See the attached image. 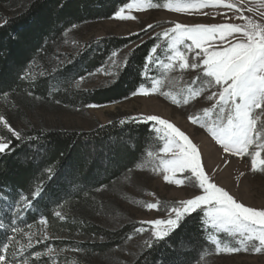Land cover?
I'll list each match as a JSON object with an SVG mask.
<instances>
[{"label":"trees","instance_id":"16d2710c","mask_svg":"<svg viewBox=\"0 0 264 264\" xmlns=\"http://www.w3.org/2000/svg\"><path fill=\"white\" fill-rule=\"evenodd\" d=\"M130 1L26 0L20 4L19 0H0V8L10 5V10L17 9L10 17L0 16V102L11 107L8 97L27 102L30 96L31 101L87 108L121 102L147 86V60L156 46L155 40L136 47L116 80L93 91L77 89V80L107 65L115 52L135 43L138 37L96 42L59 68L50 59L71 28L110 18ZM36 65L41 66L40 74L31 78ZM152 126L148 121L118 117L92 131L30 130L21 134L19 140L12 137L11 151L0 154V198L7 200L9 206L22 197L27 203L32 199V204L28 203L23 219L17 222L11 218L9 207L2 208L6 227L0 230V254L5 256V264L17 262L15 252L25 243L24 233L19 231L37 229L42 220L55 238L80 235L84 241L76 246L77 250L90 257L124 246L136 226L110 230L92 224L87 213L96 212L107 203L97 197L100 190L111 189L143 163L149 153L160 149ZM33 191L41 193L39 202L32 198ZM57 212H70L72 216L62 222ZM202 220L203 213L184 217L179 227L164 239L153 240L131 264H199L206 254L215 251L205 222L201 226ZM70 240L54 243L60 249ZM48 245L39 244L29 254L42 253ZM46 262L42 258L33 264Z\"/></svg>","mask_w":264,"mask_h":264},{"label":"rangeland","instance_id":"374dc122","mask_svg":"<svg viewBox=\"0 0 264 264\" xmlns=\"http://www.w3.org/2000/svg\"><path fill=\"white\" fill-rule=\"evenodd\" d=\"M25 1L19 0L20 4ZM131 2L132 0L129 3ZM152 2L159 3L160 6L139 12L133 10L129 13L126 4L110 18L87 22L71 28L57 46L54 55L50 57L56 68H59L70 57L80 55L96 42L108 38L131 39L138 37L139 40L135 43L115 52V55L113 54L108 60L107 65L97 69L91 75L87 74L84 79L77 80L75 85L77 89L93 91L106 87L116 80L128 55L136 47L148 40H155L156 51H152L147 60V65H150L145 76L148 79V85L135 92L148 90L152 92V95L146 97L133 93L128 99L118 103L87 108H74L59 102L39 99L31 101L32 97L30 96H28L30 100L27 102L20 98L8 97L7 102L11 107L0 102V116H5L16 130L24 134L30 130L92 131L99 126L108 125L118 117H129L144 122L146 120L143 118L147 115H158L174 123L197 145L204 170L213 182L223 187L246 206L257 209L264 208V171L261 170L264 166L259 162L264 160V151H261V156L257 157L256 171L251 168V155L234 156L224 153L207 131L209 126H216L219 108L213 109L207 115L204 113V109L212 108L215 104V99L209 101L207 96L213 92L218 93V87L209 86L207 80L201 77L199 68L180 69L178 59L170 60L177 50L184 51L185 47L184 45L170 47L173 38L170 29L176 22L186 24L218 23L225 19L224 12L226 10L209 8L204 10L206 15L201 11L175 13L164 7L169 0H152ZM232 2L240 3L241 0H232ZM243 3V14L264 25V17H262L264 0H243ZM9 6L0 8V16L10 17L14 14L17 9L10 10ZM122 8L125 14L136 15L137 19L129 21L117 19L116 14ZM228 15L231 16L232 13L228 12ZM231 22L244 23L239 17L233 18ZM148 24H152L154 27L147 31H141ZM166 31L169 32L168 36H164ZM185 54L191 62L193 54L191 52ZM168 64L172 66L166 67ZM39 66L33 67L34 73H31V78L37 73L40 74L41 66ZM194 92L198 95H192ZM186 99L189 101L187 105L184 104ZM189 115L198 116L199 124L190 123L187 119ZM151 123L161 143L160 149L157 152L149 153L143 163L116 182L111 189L100 190L97 197L107 203L98 207V211L87 213L92 224H99L110 230H118L127 225L136 226L128 242L113 251L90 257L77 250L76 246L84 241L80 235L75 234L72 237L63 234L59 238H55L48 229L47 223L42 220L39 222L40 227L37 228L39 230L28 228L25 231H19V233H24L25 243L18 246L15 252L17 262L12 261L11 264H33L42 258L48 260L42 264H131L153 240L157 239L150 227L142 222L151 219L174 218L175 213L171 212V209L179 207V202L190 198L197 192V189L192 186L194 180L187 171H164L161 160L168 158L171 153L166 154L162 151L165 143L163 126L156 122ZM257 124L258 127L264 126V115H260ZM6 135L0 126V142ZM248 151L250 154H254L260 149L254 142ZM164 175L169 177L170 182L164 180ZM177 180H181L183 183L177 184ZM95 202L98 204V201ZM149 203L157 204L158 209L148 210L146 206ZM0 206V230H2L6 227V222L2 217V208L9 207L11 218L17 222V220L23 219L28 203L27 199L22 197L9 206L7 200L0 198ZM71 216L70 212H60L59 218L60 221L65 222ZM204 222L209 230L208 240L211 244H213L212 238L216 237L219 239L221 247H239L241 251L231 254L227 252L216 254V245L213 244L215 251L206 254L199 264H264V251L257 253L252 250L253 245L259 244L258 241H249L246 236L218 231L211 227L206 216H204ZM160 227L162 230H167L168 233L173 231L167 225ZM141 228L144 231H138ZM64 239H66L65 242L71 240L69 243H65L66 245H60L61 248L58 249V245L54 242ZM241 241L244 242L241 243ZM39 244L49 245L42 253L29 254V251ZM245 248L248 250L245 251Z\"/></svg>","mask_w":264,"mask_h":264},{"label":"snow or ice","instance_id":"6c2138e0","mask_svg":"<svg viewBox=\"0 0 264 264\" xmlns=\"http://www.w3.org/2000/svg\"><path fill=\"white\" fill-rule=\"evenodd\" d=\"M159 6V3H153L152 0H132L126 8L131 13L133 10L139 12ZM164 7L175 13L201 11L205 15L207 13L204 10L209 8L226 10L225 19L218 23L176 22L170 29L173 37L170 47L177 45L185 47L184 51L177 50L170 60L178 59L180 69L199 68L201 77L207 80L208 85L218 87V93L213 92L207 96V100L215 99L216 102L212 108L204 109L205 115L219 108L216 126H209L207 131L224 153L234 156L251 155V168L256 171L257 157H260L261 151H264V126L258 127L257 124L260 115H264V25L243 14V0L240 3H233L232 0H169ZM228 12L232 15L229 16ZM235 17H239L244 23L231 22ZM116 18L129 21L137 19V16L125 14L122 8L117 12ZM153 27L154 25L148 24L141 31ZM168 35L169 32L166 31L164 36ZM152 51L155 52L156 49L153 48ZM187 52L193 54L191 62L185 54ZM171 66V64L166 65V67ZM134 94L147 97L152 95V92L143 90ZM192 95L198 93L194 92ZM188 103L186 99L184 104ZM89 107H97V105H89ZM143 119L163 126L165 143L162 151L166 154L171 153L168 158L161 160L164 171H187L194 180L192 186L197 192L190 198L180 201L179 207L171 209V212L175 213L174 218L151 219L142 223L150 227L157 239H164L169 233L160 226L167 225L175 230L180 226L182 217L203 213L211 227L218 231L246 236L249 241L256 240L259 244L253 245L252 250L257 253L264 251V208L246 206L213 182L204 170L197 145L174 123L158 115H147ZM187 119L194 125L199 124L198 116L189 115ZM0 126L7 134L0 142V154H7L11 151V138L15 137L19 140L21 133L5 116H0ZM254 142L260 151L250 154L248 150ZM259 162L264 166V160ZM261 170L264 171V167ZM164 180L169 181V177L164 175ZM176 182L183 183L181 180ZM32 198L39 202L43 197L40 192L33 191ZM28 203L31 206L32 199ZM146 207L148 210L158 209L155 203H149ZM56 216L59 217L60 213L57 212ZM42 219L46 220L43 217ZM203 223L202 220L201 226ZM12 231L15 232L16 229L13 228ZM212 243L216 245V254L241 251L239 247H221L216 237L212 238ZM5 259V256L0 254V264H5Z\"/></svg>","mask_w":264,"mask_h":264}]
</instances>
